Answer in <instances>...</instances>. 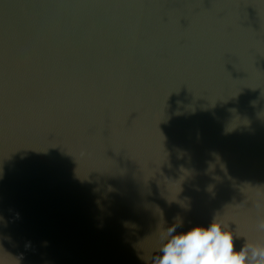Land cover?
Instances as JSON below:
<instances>
[{"label": "water", "instance_id": "95a60500", "mask_svg": "<svg viewBox=\"0 0 264 264\" xmlns=\"http://www.w3.org/2000/svg\"><path fill=\"white\" fill-rule=\"evenodd\" d=\"M214 217L264 243V0H0V264H152Z\"/></svg>", "mask_w": 264, "mask_h": 264}, {"label": "clouds", "instance_id": "9594fccd", "mask_svg": "<svg viewBox=\"0 0 264 264\" xmlns=\"http://www.w3.org/2000/svg\"><path fill=\"white\" fill-rule=\"evenodd\" d=\"M258 226L264 230V220ZM152 264H264V243L245 241L237 249L233 231L215 217L185 231L173 224L164 229Z\"/></svg>", "mask_w": 264, "mask_h": 264}]
</instances>
